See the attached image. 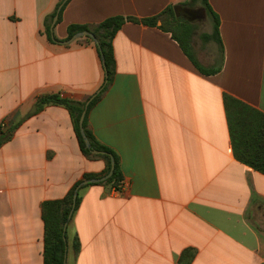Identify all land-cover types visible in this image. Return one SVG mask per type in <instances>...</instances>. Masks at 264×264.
Instances as JSON below:
<instances>
[{
  "label": "crops",
  "instance_id": "0c3cea01",
  "mask_svg": "<svg viewBox=\"0 0 264 264\" xmlns=\"http://www.w3.org/2000/svg\"><path fill=\"white\" fill-rule=\"evenodd\" d=\"M184 1L69 0L53 43L45 18L58 0H0V124L18 112L0 147V264H43L41 203L105 168L81 153L63 105L36 108L46 94L85 100L103 82L93 42L62 43L67 25ZM209 4L224 49L216 74L157 27L127 21L114 36L113 80L87 127L117 154L122 181L78 190L65 264H183L185 249L188 264H264V174L235 158L223 105L227 93L264 112V0Z\"/></svg>",
  "mask_w": 264,
  "mask_h": 264
},
{
  "label": "trees",
  "instance_id": "16d2710c",
  "mask_svg": "<svg viewBox=\"0 0 264 264\" xmlns=\"http://www.w3.org/2000/svg\"><path fill=\"white\" fill-rule=\"evenodd\" d=\"M68 2L69 0L64 2L63 0H58L54 10L45 18V32L49 41L53 43H59L61 40H59L54 35L53 30L50 29L52 18L59 5L62 4L58 12L56 23L59 22L62 11ZM181 6L201 7L210 17L211 30L210 32L202 33V38L208 42H213L216 45L219 52V59L217 62L206 66L202 65L195 57L192 42L194 27L188 20L178 16L177 11ZM127 21L142 23L144 25L157 27L165 32H169L172 38L178 42L179 46L191 60L195 68L203 75H213L218 73L221 70L224 59L223 44L219 35V18L212 10L209 0H185L178 5H168L155 15L140 19L132 16L114 15L94 24L72 23L67 25L66 40L79 31H88L97 40L95 43L89 36H84L83 38L78 39V41L94 43L104 70L103 82L95 91L97 92L96 95L87 105L83 120V128L90 141L91 149L97 150L99 153H92L91 149L85 146L79 129V118L84 110L85 101L91 95H89L85 100L80 101L66 97L60 93L46 94L37 99L36 108L37 110H40L45 105L58 104L63 105L67 109L81 153L88 159H102L105 163V168L102 172L86 173L83 175L82 180L98 178L105 175L110 169V156H112L115 161V167L112 175L105 181L98 183L110 184L115 189L119 188L122 181L117 154L108 146L100 143L93 136L92 132L87 127V113L90 107L101 97L102 93L108 88L113 80L115 73V57L112 42L117 31ZM223 105L231 146L235 158L243 164H246L254 170L264 174V112L227 93L223 94ZM4 125L5 122L0 124V131ZM16 127L17 122H14L8 131L3 132L0 135V147L11 138ZM82 180L77 181L64 197L45 200L41 203L40 210L44 228L42 252L43 264H65L67 237L66 229L64 231V225L70 220L68 216L72 208L74 189ZM89 184L92 183H88L86 185ZM80 201L81 197L78 191L72 215L77 209ZM79 247L80 244L78 240H75L72 244L73 250L77 252ZM193 256L194 252L191 249H185L179 260L183 264H188L189 260H191Z\"/></svg>",
  "mask_w": 264,
  "mask_h": 264
},
{
  "label": "rangeland",
  "instance_id": "374dc122",
  "mask_svg": "<svg viewBox=\"0 0 264 264\" xmlns=\"http://www.w3.org/2000/svg\"><path fill=\"white\" fill-rule=\"evenodd\" d=\"M177 14L188 20L194 27L192 42L197 60L206 66L217 62L219 59L217 47L213 42H208L202 38V33L210 31V20L204 9L198 6H181Z\"/></svg>",
  "mask_w": 264,
  "mask_h": 264
},
{
  "label": "water",
  "instance_id": "95a60500",
  "mask_svg": "<svg viewBox=\"0 0 264 264\" xmlns=\"http://www.w3.org/2000/svg\"><path fill=\"white\" fill-rule=\"evenodd\" d=\"M66 1V0H63V2ZM62 6V4L59 5V7L57 8V11L55 13V15L53 16L52 18V21H51V24H50V29L53 30V27L57 21V18H58V12L60 10V7ZM84 36H89L90 38L93 39V41L96 43L97 40L95 39V37L88 31H79V32H76L74 35H72L69 39L63 41L62 43H69L75 39H78V38H81V37H84ZM97 92L93 93L86 101H85V106H84V110L79 118V129H80V133H81V136L83 138V141L85 143V146L87 148H90L91 149V144H90V141L89 139L87 138L86 134H85V131H84V128H83V120H84V116H85V112H86V108H87V105L89 104V102L92 100V98L96 95ZM33 111H35V106H33ZM18 116V112H15L11 118L6 122V124L3 126L2 130L0 131V135L3 133V132H6L8 131V129L10 128V126L13 124L14 120L17 118ZM91 152L92 153H99V151L97 150H94V149H91ZM111 158V161H110V169L109 171L101 176V177H98V178H90V179H85V180H82L74 189V193H73V199H72V208L69 212V216L68 218H71V215H72V212H73V209H74V206H75V201H76V197H77V194H78V190L88 184V183H98V182H102V181H105L106 179H108L112 173H113V170H114V167H115V161H114V158L112 156H110ZM66 225L67 223H65L64 225V231L66 229ZM64 239H65V236H64ZM65 256H66V253H65Z\"/></svg>",
  "mask_w": 264,
  "mask_h": 264
}]
</instances>
